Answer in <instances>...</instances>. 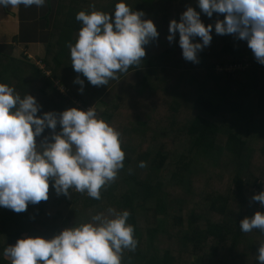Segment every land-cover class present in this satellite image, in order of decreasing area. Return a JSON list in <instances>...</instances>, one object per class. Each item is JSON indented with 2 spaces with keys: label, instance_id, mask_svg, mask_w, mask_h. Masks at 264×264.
<instances>
[{
  "label": "trees",
  "instance_id": "1",
  "mask_svg": "<svg viewBox=\"0 0 264 264\" xmlns=\"http://www.w3.org/2000/svg\"><path fill=\"white\" fill-rule=\"evenodd\" d=\"M47 2L48 10L40 18L41 26L48 30L40 61L49 75L25 59L0 53V83L12 87L21 98L32 95L40 105L38 116L72 107L86 110L97 104V118L120 133L123 167L101 188L98 200L74 189L68 196L58 195L49 181L47 200L28 204L20 213L0 207V264H10L3 249L17 239L51 238L65 228L91 222L92 215H107L109 208L129 212L127 223L137 241L134 251L122 250L121 264H258L257 249L264 242V233L239 229L242 219L257 212L249 187L264 181V176L251 179L247 169L251 143L255 142L254 147L260 144L264 155V65L255 61L246 41L214 32V21L223 19V14L208 18L200 13L201 21L213 24V30L209 45L197 53L198 63L182 58L178 33L172 44L157 36L144 46L145 56L138 65L117 73L107 85L94 86L71 66L68 45L75 43L81 27L75 15L82 10L111 15L118 0H57L56 7ZM125 3L133 11H142V19L146 14L159 16L157 32L179 18L181 8L200 11L196 0ZM242 60L247 63L244 71L230 75L215 71V66ZM77 77L82 86L74 82ZM54 81L61 87H55ZM109 92L112 100L101 102L100 97ZM252 101L260 116L258 119L252 110L255 118L251 115L249 121ZM153 102L167 113L158 124L150 108ZM121 109L135 113L134 117L117 121ZM182 109L194 117L181 114ZM59 129L57 124L55 131ZM51 131L45 128L35 138L37 143ZM220 135L224 136L222 146L216 144ZM223 157L232 168L228 191H211L200 197L202 201L189 199L193 173L203 166L217 167ZM141 161L143 168L138 166ZM260 212L264 213V207Z\"/></svg>",
  "mask_w": 264,
  "mask_h": 264
},
{
  "label": "clouds",
  "instance_id": "2",
  "mask_svg": "<svg viewBox=\"0 0 264 264\" xmlns=\"http://www.w3.org/2000/svg\"><path fill=\"white\" fill-rule=\"evenodd\" d=\"M45 2L0 0V7L39 8ZM196 4L199 12L188 6L178 22L173 19L168 24L166 39L171 43L178 33L184 60L198 63L197 53L209 45L213 30V24L201 21L200 13L208 18L216 13L223 14V19L214 21V32L246 41L255 61L264 65V0H196ZM143 16L125 0L115 3L111 15L97 10L77 12L75 19L81 27L75 43L68 45L73 71L100 86L138 65L145 56L144 46L158 36L152 20ZM197 37L199 42H195ZM74 82L83 85L78 77ZM39 108L32 95L21 98L12 87L0 83V207L20 213L28 204L47 200L49 181L58 195L68 196L74 189L100 199L101 188L123 167L120 133L97 118L93 107L38 116ZM45 128L52 130L50 136L37 143L35 138ZM138 166L145 164L141 161ZM252 200L264 206V190ZM128 217L127 210L109 208L107 215H92L91 222L65 228L51 238L17 239L4 247L3 255L10 258V264H121L122 250L134 251L137 245ZM239 229L264 233V213L245 217ZM256 260L264 264V242L259 244Z\"/></svg>",
  "mask_w": 264,
  "mask_h": 264
},
{
  "label": "rangeland",
  "instance_id": "3",
  "mask_svg": "<svg viewBox=\"0 0 264 264\" xmlns=\"http://www.w3.org/2000/svg\"><path fill=\"white\" fill-rule=\"evenodd\" d=\"M50 1H51V6L56 7L57 0H50ZM179 1H181V0H179ZM39 8H40V11H43L41 9L45 8V5L42 7H39ZM30 9L32 10V8H30ZM37 9L38 8L36 7L35 12L37 11ZM46 10H48V9L46 8ZM185 10L186 9L181 8V13ZM148 12L150 13V10ZM146 15H147V17H145L143 19L152 20V22L154 23V26L157 28V26L161 23V21L159 20V16L154 17V15H151V16H149V14H146ZM171 20H173V19H171ZM176 20L178 22L179 18H176ZM23 26H26V25H24V23H23ZM167 35H168V26L166 27V29H161V31L158 32V36H161V38L165 39L166 41H167V39H166ZM228 36L235 38L231 34H228ZM173 41H176V39L174 38ZM172 42L171 43L169 42L168 44H172ZM19 57H21V56H19ZM243 57L246 59V56H243ZM250 58H251V56L249 57V59ZM30 62L32 64L37 63L36 60L35 61L31 60ZM41 71L42 72L44 71L43 74H45V76L49 75V72L44 68V66L41 69ZM54 82L56 83V81H54ZM56 84L59 88L61 87L60 85H58V81ZM232 88L234 90H236L237 87H236V85H232ZM111 94L109 92V93L105 94L104 97H100V101L101 102L104 101L105 103H109L113 97V95H111ZM159 105H160V103L153 102V104L150 106V108L152 110H154V117L153 118H154L156 124L161 122L166 117V114H167L164 112V109L158 108ZM90 107L97 108L98 105L96 104V105H93ZM99 109L102 110L103 107H100ZM249 109H251V108H249ZM182 112L183 113H181V114H184L185 116L189 115L190 117H194L192 112L190 114H185L183 109H182ZM116 114L117 115H116L115 119L119 122L124 120L126 117L130 118V117H134V115H135V113H131L128 110L126 112L125 109H121L119 111V113H116ZM135 135L140 136L141 134L137 133ZM141 139H142V137L137 141L138 146H139L138 142ZM223 141H224V136L220 135L219 138L217 139L216 144H219V146H222ZM254 143H251L253 153H252V156L250 157V160H249V167L247 168L248 169V175L250 176L251 179L261 178L262 176H264V155H262L260 152L261 145L258 144L257 146L254 147ZM220 163L221 164H219L217 167L203 166L201 168V170H198L197 172L193 173L192 177H193L194 184H193V189L190 192V195H191V197H194V198H191L189 196V199H194L196 201H200L201 200L200 197L201 198H203V196L205 197L206 194L211 192V191L215 192V193L218 192L220 194H225L228 191V187L230 186V176H231L232 168L229 165L228 160L225 157L220 159ZM249 188H252V187H249ZM169 191H176V189H174V190L170 189ZM56 234H58V233H56ZM56 234H54V235H56Z\"/></svg>",
  "mask_w": 264,
  "mask_h": 264
},
{
  "label": "crops",
  "instance_id": "4",
  "mask_svg": "<svg viewBox=\"0 0 264 264\" xmlns=\"http://www.w3.org/2000/svg\"><path fill=\"white\" fill-rule=\"evenodd\" d=\"M47 0L45 2V8H40L36 10L35 6L25 8L24 6H18L16 8L9 7H0V53L7 55L15 59H25L30 64V61H37L33 64L35 67L41 71L43 64L41 59L43 58L45 47L44 44L47 41V28L41 26L40 18L43 16L47 8ZM43 5V6H44ZM32 8V10L30 9ZM24 25L26 26H23ZM250 50V49H249ZM23 52V53H22ZM21 56V57H19ZM251 56V53L248 55ZM248 57V59H249ZM251 60V59H249ZM40 64V65H39ZM258 68L254 67V70L260 71ZM42 72V71H41ZM44 73V71L42 72ZM55 83V82H54ZM57 83V82H56ZM54 84L55 87L59 88L57 84ZM254 102V101H252ZM264 104V101H263ZM255 102L251 106V112L249 114L250 118H255V115L252 114L255 111L257 118L259 119L260 112L254 108ZM253 115V116H251ZM264 115V109H263Z\"/></svg>",
  "mask_w": 264,
  "mask_h": 264
},
{
  "label": "built area",
  "instance_id": "5",
  "mask_svg": "<svg viewBox=\"0 0 264 264\" xmlns=\"http://www.w3.org/2000/svg\"><path fill=\"white\" fill-rule=\"evenodd\" d=\"M247 67V63L245 62V60H242L241 63H236V64H230V65H225V66H215V71L217 73H223L225 75H230V74H233L234 72H237V71H244V69ZM261 190H264V181H257L255 186H253L251 189H250V193L251 195H256V194H259V192ZM256 207H257V211L260 212V209H262L264 206H262L260 204V202H256Z\"/></svg>",
  "mask_w": 264,
  "mask_h": 264
}]
</instances>
